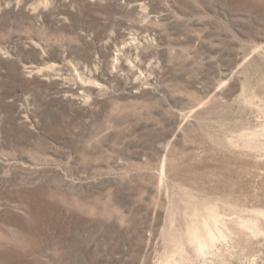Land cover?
<instances>
[{"label": "rangeland", "instance_id": "374dc122", "mask_svg": "<svg viewBox=\"0 0 264 264\" xmlns=\"http://www.w3.org/2000/svg\"><path fill=\"white\" fill-rule=\"evenodd\" d=\"M0 264H264V0H0Z\"/></svg>", "mask_w": 264, "mask_h": 264}]
</instances>
